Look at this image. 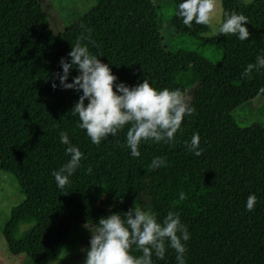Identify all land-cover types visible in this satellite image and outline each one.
Masks as SVG:
<instances>
[{"label": "trees", "instance_id": "1", "mask_svg": "<svg viewBox=\"0 0 264 264\" xmlns=\"http://www.w3.org/2000/svg\"><path fill=\"white\" fill-rule=\"evenodd\" d=\"M218 1L220 23L233 11L248 18L249 39L202 38L208 26L188 28L176 15L182 0H95L59 34L49 29L38 0H0V170L14 177L22 195L1 228L10 254L33 263L56 258L79 228H95L113 212L123 217L144 202L160 222L169 211L179 214L190 233L186 264H264V128L240 127L233 119L244 103L264 101V68L242 76L264 56V0ZM163 23L173 39H163ZM82 34L96 42L82 41L108 64L116 83L146 79L158 90H181L195 113L184 117L173 141H142L139 157L127 146V127L98 146L91 142L71 111L82 91L63 89L54 75L63 74L60 58L71 59L67 54ZM190 70L197 79L183 82ZM78 74L71 68L68 82ZM61 131L83 153L63 190L52 175L70 160ZM194 134L200 156L185 146ZM156 157L167 166L153 169ZM250 194L257 197L252 212L246 211ZM131 254L142 253L133 246ZM152 260L177 264L170 247L163 260Z\"/></svg>", "mask_w": 264, "mask_h": 264}, {"label": "clouds", "instance_id": "2", "mask_svg": "<svg viewBox=\"0 0 264 264\" xmlns=\"http://www.w3.org/2000/svg\"><path fill=\"white\" fill-rule=\"evenodd\" d=\"M244 2L248 5L252 0ZM215 9L216 0H182L176 15L182 18L183 24L188 28L192 27L193 22L207 26L213 19ZM247 23L248 18L243 14L235 11L230 15L225 13V19L214 35L231 34L244 41L251 35L245 26ZM87 32L90 34L91 29H87ZM85 39L95 46L96 42L91 40L90 35L86 37L82 34L77 37L67 54L71 59L60 58L63 74L57 72L54 75L59 78L63 89L82 91L71 111L74 116L78 115L79 127L86 131L91 142L98 146L103 139L116 136L127 127V146L133 157H139L138 149L142 141H173L184 117L195 113V108L189 106L181 90H158L146 79L134 86H128L124 82L116 83L117 77L108 64L91 54L87 44L82 43ZM73 67L79 74L69 83L68 77ZM261 68H264V56H258L255 63H249L242 76L247 77L253 69ZM52 87H57L55 81ZM59 136L61 143L67 145L65 151L70 160L59 170H54L52 175L57 187L63 190L70 182L69 177L80 166L83 153L70 143L66 132L61 131ZM185 146L196 156L202 154L199 134H194L190 143L185 141ZM161 166H167L163 158L156 157L152 160L153 169ZM87 171L91 173V167ZM180 199H187L183 191ZM256 203V195L250 194L246 201V211H254ZM89 230L90 247L84 250L86 256L83 264H153V255L163 260L167 247L175 251L177 264H186L185 242L190 239V233L181 223L178 213L169 211L160 222L155 214L133 206L123 217L117 212L101 216L94 230ZM133 246L142 254L132 255Z\"/></svg>", "mask_w": 264, "mask_h": 264}, {"label": "rangeland", "instance_id": "3", "mask_svg": "<svg viewBox=\"0 0 264 264\" xmlns=\"http://www.w3.org/2000/svg\"><path fill=\"white\" fill-rule=\"evenodd\" d=\"M154 4L164 5L165 0H151ZM245 3L244 0H239ZM253 1V0H252ZM39 6L48 20L49 29L53 34H59L70 24L74 23L77 18L86 13L94 4L95 0H38ZM166 8V7H165ZM163 9L164 15L169 16L168 9ZM220 24V5L216 0V9L213 13V19L208 26L206 33L201 37L209 39L214 35V32ZM163 39H173V33L163 23ZM186 79L194 81L197 75L190 70L189 76L183 77L181 80L186 82ZM188 89V88H187ZM233 119L240 127H246L250 124H257L264 128V101L261 98H255L244 103L238 110L233 113ZM22 201V195L19 192L18 184L14 177L5 171L0 170V264H83L86 256L84 251L90 247L91 232L85 226L78 229L76 234H73L65 245L61 254L56 258L46 259L39 263H33L25 256H14L7 251L6 245L1 235V228L9 211L18 206ZM106 202V200H102ZM143 210H147L144 202L137 205ZM120 211V209H118ZM31 227L28 225H19L18 233H21Z\"/></svg>", "mask_w": 264, "mask_h": 264}]
</instances>
